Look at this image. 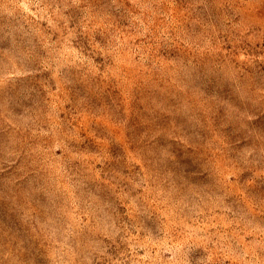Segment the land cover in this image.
<instances>
[{"label":"rangeland","instance_id":"374dc122","mask_svg":"<svg viewBox=\"0 0 264 264\" xmlns=\"http://www.w3.org/2000/svg\"><path fill=\"white\" fill-rule=\"evenodd\" d=\"M0 264H264V0H0Z\"/></svg>","mask_w":264,"mask_h":264}]
</instances>
